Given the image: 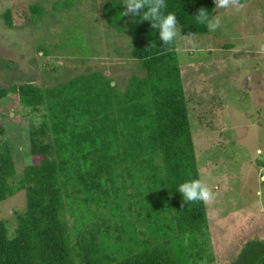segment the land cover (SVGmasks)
I'll return each mask as SVG.
<instances>
[{"label": "rangeland", "instance_id": "1", "mask_svg": "<svg viewBox=\"0 0 264 264\" xmlns=\"http://www.w3.org/2000/svg\"><path fill=\"white\" fill-rule=\"evenodd\" d=\"M125 7L123 0H0V87L9 90L0 99V150L8 146L13 158V186L43 157L32 136L49 113L47 105H22L13 85L47 91L100 72L123 94L148 75L132 56L127 28L115 25ZM213 15L221 19L217 31L176 38L197 171L215 194L204 203L206 225L183 228L178 213L163 216L145 182L125 173L119 198L106 200L99 187L88 197L84 186L65 195L74 264H111L163 241L177 264H230L249 240L264 238V152L257 155L264 150V0H234L227 9L214 0ZM49 134L37 138L54 144ZM26 206V189L0 201L10 236Z\"/></svg>", "mask_w": 264, "mask_h": 264}, {"label": "trees", "instance_id": "2", "mask_svg": "<svg viewBox=\"0 0 264 264\" xmlns=\"http://www.w3.org/2000/svg\"><path fill=\"white\" fill-rule=\"evenodd\" d=\"M201 8L212 15L214 0H167L166 11L177 13L184 34H205L209 30L194 16ZM32 9L35 15L42 10ZM5 17L12 26V11L7 10ZM125 17H119L115 25L127 28L132 56L148 71L144 79L133 78L127 92H114L100 72L47 91L30 82L13 85L22 105H47L49 113L32 136L33 151L43 157L26 167L15 186L10 181L16 170L9 147L0 150V201L21 189H26L27 198L14 236L6 221L0 220V264H74L64 217L65 195L75 196L84 186L88 197L99 187L106 200L119 198L125 173L145 182L163 216L178 213L183 228L206 225L204 202L185 203L176 190L184 181L199 179L177 41L163 45L150 21L131 14L125 23ZM8 93L0 87V99ZM47 134L55 137L54 144L38 140L37 136ZM157 158L161 163H156ZM104 247L102 252L107 250ZM177 263L170 241H163L111 264ZM230 264H264V238L249 240Z\"/></svg>", "mask_w": 264, "mask_h": 264}, {"label": "clouds", "instance_id": "3", "mask_svg": "<svg viewBox=\"0 0 264 264\" xmlns=\"http://www.w3.org/2000/svg\"><path fill=\"white\" fill-rule=\"evenodd\" d=\"M126 5L123 16L133 14L141 20L150 21L152 28L158 30L159 41L163 45H172L182 31L177 19V13L168 12L167 0H123ZM216 9H227L234 4V0H215ZM196 22L204 25L210 32H215L221 26L218 15H209V11L201 8L194 15ZM264 150L258 149L257 155ZM185 203L202 201L205 204L214 199L215 194L201 179H192L179 184L177 189Z\"/></svg>", "mask_w": 264, "mask_h": 264}]
</instances>
